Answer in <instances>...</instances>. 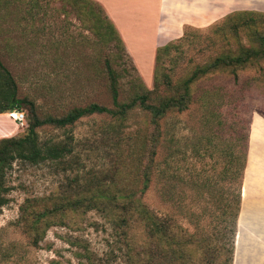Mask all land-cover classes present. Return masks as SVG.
<instances>
[{
	"label": "rangeland",
	"instance_id": "rangeland-1",
	"mask_svg": "<svg viewBox=\"0 0 264 264\" xmlns=\"http://www.w3.org/2000/svg\"><path fill=\"white\" fill-rule=\"evenodd\" d=\"M175 1L177 6L173 5ZM242 1L247 0H155L156 7L168 13L161 15L160 32L166 29L161 25L167 17L177 18L182 24L169 37L159 39V47L168 43L172 47L163 56L157 72L168 74L176 83L188 77L195 66L204 65L223 52L235 53L240 44H252L254 24L239 25L236 30L230 23L222 26L225 17L234 12L264 13V5L256 0H249V4ZM75 4L73 0H0V60L17 83V97L33 101L39 117H61L73 108L91 103L110 107L103 77L105 59L110 60L111 68L120 76V100H125L136 86L148 90L154 87L155 65L154 59L150 61V45L136 48V52L146 56L135 59L127 48L118 47L113 34L104 29V22L100 29L93 28L91 6H82L80 1ZM255 29L264 30V23H258ZM142 34L138 31L133 35ZM237 76L238 82L234 84L229 72H214L192 84L195 98L204 92H215L216 103L207 110L200 101L195 102L188 110L170 113L163 119V144L167 148L163 145L159 149L158 166L149 175V181L135 177L139 170L137 155L143 154L144 167L150 155V119L141 112H130L124 121L91 115L65 127L36 129L41 143L67 144L72 151L66 158L53 162H14L6 171L3 185L8 190L4 196L8 203L0 213V264H134L130 256L137 243L144 240L143 232L136 223L125 229L117 227L118 221L111 220L119 210L105 215L83 207L56 213L39 248L29 246L22 231L31 212L29 208L21 215L20 206L25 202L39 208L92 196L100 202L101 187L106 185L119 196L123 190L136 191L145 184L141 201L151 212L170 218L176 229H206L213 219L211 196L204 194L209 199L208 207L200 215L204 197L196 195L192 182L197 173H213V168L219 171L222 163L213 167L211 147H207L206 153L202 150L200 156L192 153L193 143L207 134L199 128V120H223V138L232 134L230 128L241 133L248 129V151L250 140L253 145L264 133V59L238 70ZM158 91L162 93V87ZM20 112L25 114L26 110ZM12 120L7 115L0 116V139L24 135L26 128ZM218 128L219 125L213 127ZM253 152L254 149L248 170L257 159ZM164 184L174 188L169 200L160 194ZM239 252L241 259V245Z\"/></svg>",
	"mask_w": 264,
	"mask_h": 264
},
{
	"label": "trees",
	"instance_id": "trees-1",
	"mask_svg": "<svg viewBox=\"0 0 264 264\" xmlns=\"http://www.w3.org/2000/svg\"><path fill=\"white\" fill-rule=\"evenodd\" d=\"M77 1L82 2V6H91L89 13L95 20L93 28L100 29L101 23L104 22V29H108L109 33L113 34L118 47L126 50L124 42L103 7L94 0H73V4ZM87 13L88 11L85 12ZM227 23H230L234 30L239 25L245 27L255 25L256 28L258 23H264V13L234 12L225 17L222 26ZM255 28L252 31V44H240L235 53L223 52L206 64L195 66L188 77L176 83H172L168 74L157 72V69L161 68L163 56L172 44L168 43L158 47L154 55L153 89L148 90L144 86H136L125 100H120L118 89L120 76L111 68L110 60L105 59L103 77L107 81L111 106L91 103L85 107L73 108L61 117L47 115L39 117L33 101L27 97H17V83L0 60V114L26 110L24 135L17 138L0 139V213L8 203L7 198L4 197L8 191L3 185L4 175L14 162L31 165L53 162L66 158L72 151L67 144L41 143L36 129L44 126L65 127L84 116L103 115L121 121H124L123 119H126L133 111L148 116L151 125L148 136L149 160L144 167L142 166L143 154L137 155L135 161L139 170L135 177L149 181V175L151 176L158 166L156 157L159 149L163 145L167 148V144H163L166 142L161 129L163 119L170 113H182L188 110L195 102L200 101L201 107L207 110L209 105L216 103L213 101L217 97L215 92H204L195 98L192 84L210 73L225 71L233 76V83L237 84L238 70L264 59V30L260 31ZM159 87H162V93H159ZM215 121L199 120V128L207 134L202 135L192 146V153L197 156L202 155V150L206 153L207 147L213 148L209 154L215 160L213 167L222 163L219 171L213 168V173L201 175L197 173L196 180L192 182V186L197 190L196 195L200 198L204 197L205 205L200 210V215L205 214L208 207L209 199L204 194L211 196L210 210L213 219L206 229L195 227V232L182 228L176 229L170 218H162L151 212L141 201L145 184L136 191L123 190L119 196L106 185L101 187L100 202L92 196L74 198L65 203L54 204L55 206L51 208H39L28 201L22 204L20 206L21 215L31 208L29 222H25L22 227L28 245L34 248L40 247L46 230L51 227L52 216L56 213L79 210L83 207L84 210L95 209L105 215H111L114 210H119L116 217L111 220L118 221L117 227L125 229L129 224L136 223L143 232L144 240L137 243L136 250L132 248L134 253L130 258L134 264H233L237 218L241 207V186L247 162L248 129L244 128L241 133L237 129L230 128L232 134L228 138H223L220 131L224 121ZM215 125H219L220 128L214 130ZM215 171L216 177H213ZM161 176L164 177V171ZM224 184L227 185L225 190H223ZM163 187L160 194L163 199L169 200L174 195V188L167 184Z\"/></svg>",
	"mask_w": 264,
	"mask_h": 264
},
{
	"label": "crops",
	"instance_id": "crops-1",
	"mask_svg": "<svg viewBox=\"0 0 264 264\" xmlns=\"http://www.w3.org/2000/svg\"><path fill=\"white\" fill-rule=\"evenodd\" d=\"M94 1L103 7L125 47L135 59L146 56V53L140 55L141 53L136 52V48L150 45L149 57L152 61L155 50L159 47V39L169 37L173 31H177L182 26L179 19L174 20L167 17L166 23L161 25V28L166 26V29L160 32L158 24L161 15L163 17L165 14L168 16V13L163 8L156 7L155 0ZM176 2L173 5L177 6ZM242 2L250 3L249 0ZM256 3L262 6L264 0H256ZM138 9H140V13L137 12ZM138 31H142L144 34L140 36L133 35L137 34ZM8 114L2 113L0 116L7 115L9 117ZM252 149H254L253 154L257 159L256 162L254 161L253 168L248 170L249 156ZM240 245L243 253L242 258L238 259ZM233 264H264V133L259 134L253 145L250 140L241 187V207L237 218Z\"/></svg>",
	"mask_w": 264,
	"mask_h": 264
},
{
	"label": "built area",
	"instance_id": "built-area-1",
	"mask_svg": "<svg viewBox=\"0 0 264 264\" xmlns=\"http://www.w3.org/2000/svg\"><path fill=\"white\" fill-rule=\"evenodd\" d=\"M8 115H9V117L11 119H13L15 122H17L20 127H23L24 126V123H25V115H24L23 112L13 111V112H9Z\"/></svg>",
	"mask_w": 264,
	"mask_h": 264
},
{
	"label": "water",
	"instance_id": "water-1",
	"mask_svg": "<svg viewBox=\"0 0 264 264\" xmlns=\"http://www.w3.org/2000/svg\"><path fill=\"white\" fill-rule=\"evenodd\" d=\"M237 232V231H236ZM237 240H238V238H237Z\"/></svg>",
	"mask_w": 264,
	"mask_h": 264
}]
</instances>
